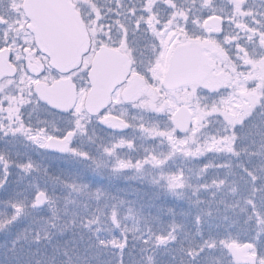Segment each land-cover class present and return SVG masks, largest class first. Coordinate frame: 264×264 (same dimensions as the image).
<instances>
[{"label": "snow or ice", "instance_id": "1", "mask_svg": "<svg viewBox=\"0 0 264 264\" xmlns=\"http://www.w3.org/2000/svg\"><path fill=\"white\" fill-rule=\"evenodd\" d=\"M18 142L81 168L11 204L0 229L32 220L3 264H128L130 242L147 264H264V0H0V147Z\"/></svg>", "mask_w": 264, "mask_h": 264}, {"label": "rangeland", "instance_id": "2", "mask_svg": "<svg viewBox=\"0 0 264 264\" xmlns=\"http://www.w3.org/2000/svg\"><path fill=\"white\" fill-rule=\"evenodd\" d=\"M97 135L100 137H104L100 132L98 133V129H97ZM62 163L64 165L63 160H61V164ZM80 168L81 166L78 164L65 163L64 166L60 167L59 171L47 170L48 175L45 174V169L44 171H42V174H36L35 172L25 173L24 171L20 172V170L10 172L11 179H8L7 184H4L5 186L0 188V222L7 221L8 218L13 214L14 209L11 207V204L21 201L26 202V198H30L32 192V187H31L32 185L34 184H40L41 186L47 185L50 190L53 187H56L57 191H60L58 184L55 183L52 179H50V177L61 176L63 178L64 171H69L73 169L79 170ZM100 183L108 187V191L111 195L122 197L127 200L137 201L136 204L137 209L139 208V205L141 203H144L146 205L149 201V197L152 195L151 190H148L147 194H145L144 191L135 192L134 190L141 188V183L137 184L138 183L137 180H131V179L125 180L124 178H119V179L114 178L111 182H109L107 179H104L101 180ZM144 187L146 188L147 186L145 185ZM121 189H123V191H120ZM173 201L174 200L171 199L170 202L172 203H168V202H164V203L174 204L175 201L174 202ZM157 203L160 204L158 201ZM180 207H182V205H179L177 207L178 211ZM145 211L147 212L148 209L145 208ZM151 211L154 214H156L155 208L151 209ZM165 218L167 219V217ZM31 220H32L31 216H26V217H22L17 223L11 224V225H15V228L17 229L16 232L15 231L9 232L10 230H8L7 229L8 227H6V225L8 224H5V227L3 229H0V245L10 244V242L16 237V235L19 234L22 229H24L29 225V222ZM128 223H129V227H131L132 221H129ZM155 226L156 225L154 223L153 227ZM141 227H143V222H141ZM140 248L141 245L139 243H136L135 247H132V242H130L129 249L126 250V260L128 261V264H131L130 261L137 259V257L135 256L136 254H139L140 258L144 261H147L148 256L153 255V252L142 253L140 251ZM4 251L5 249L0 247V254H2ZM158 255H161L160 257H164L161 258L160 260L171 259L170 255L166 251L163 252V250H159L156 257ZM3 260H4L3 256L0 255V264H3ZM154 260L156 261L157 259L154 258Z\"/></svg>", "mask_w": 264, "mask_h": 264}, {"label": "flooded vegetation", "instance_id": "3", "mask_svg": "<svg viewBox=\"0 0 264 264\" xmlns=\"http://www.w3.org/2000/svg\"><path fill=\"white\" fill-rule=\"evenodd\" d=\"M106 69H110V65H106ZM99 132L105 138H107V134L104 130L98 129V133ZM0 152H3L5 154V157L7 160L12 161L11 165H9V167H8V172H13V171H17V170L18 171L20 170V172H22V170L18 167V165L25 163L28 159H31L32 162L38 166L39 171H31V172H35L36 174H42V171H44V169H47L48 171H59L60 167L65 165V163H64V165H63V163L61 164L62 159L54 158V157L44 153L43 151L32 148L31 146L24 147L22 142H18L15 147L8 146L6 152L4 151L3 147H0ZM4 179H5V171L3 170L2 167H0V181H3ZM8 179H11L10 175H7V177H6L7 182H8ZM25 181H27V180H25ZM7 182H6V184H7ZM140 183L141 182L138 181L137 184H140ZM133 184H135V183H133ZM3 186H5V185H3ZM170 200L171 199H169L166 202L172 203V202H170ZM158 202L160 204H164L165 201L159 200ZM160 250H163V252L165 251L162 248ZM149 252H152V251H149ZM157 254H158V252L154 255V258L157 259L156 261L154 260V263H156V264H158L159 261H169L170 260V259L160 260L161 258H164V257H160L161 255H158L156 257ZM135 256L137 257V259L130 261L131 264H133V262H137V261L139 262V264H147V261L142 260L139 256V254H136Z\"/></svg>", "mask_w": 264, "mask_h": 264}, {"label": "water", "instance_id": "4", "mask_svg": "<svg viewBox=\"0 0 264 264\" xmlns=\"http://www.w3.org/2000/svg\"><path fill=\"white\" fill-rule=\"evenodd\" d=\"M44 15L49 20H55L66 51L69 41L76 40L78 42V34L75 32L74 26L69 23L68 14L64 10H46Z\"/></svg>", "mask_w": 264, "mask_h": 264}, {"label": "bare ground", "instance_id": "5", "mask_svg": "<svg viewBox=\"0 0 264 264\" xmlns=\"http://www.w3.org/2000/svg\"><path fill=\"white\" fill-rule=\"evenodd\" d=\"M6 227H8V228H7L8 230H10L9 232H13V231L16 232V230H17V229L15 228V225H6ZM7 229H6V230H7ZM6 230H5V231H6ZM18 232H19V231H18Z\"/></svg>", "mask_w": 264, "mask_h": 264}]
</instances>
